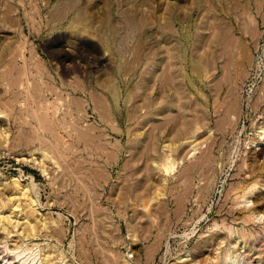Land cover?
<instances>
[{
    "label": "rangeland",
    "instance_id": "rangeland-1",
    "mask_svg": "<svg viewBox=\"0 0 264 264\" xmlns=\"http://www.w3.org/2000/svg\"><path fill=\"white\" fill-rule=\"evenodd\" d=\"M1 210L13 264H264V0H0Z\"/></svg>",
    "mask_w": 264,
    "mask_h": 264
},
{
    "label": "bare ground",
    "instance_id": "bare-ground-1",
    "mask_svg": "<svg viewBox=\"0 0 264 264\" xmlns=\"http://www.w3.org/2000/svg\"><path fill=\"white\" fill-rule=\"evenodd\" d=\"M16 198V197H15ZM13 197L12 207L15 205L16 199ZM17 203V202H16ZM17 205H15L16 207ZM13 207V209H15ZM19 208V206H17ZM12 209V208H11ZM16 210V209H15ZM10 211V210H9ZM14 211V210H13ZM12 212V210H11ZM15 212V211H14ZM19 212V211H18ZM23 212V211H21ZM20 212V213H21ZM16 213V212H15ZM18 214V213H17ZM23 214V213H22ZM16 215V214H15ZM14 216V215H13ZM18 216V215H17ZM16 217V216H15ZM20 217V216H19ZM16 219V218H15ZM18 219V218H17ZM20 221V220H16ZM12 220L11 215L7 213V215L2 214V210L0 211V231H4L3 233L6 234V236L13 237L17 241L21 237V230L19 228H22L17 226L18 222ZM25 222V221H23ZM20 224V223H19ZM18 227V228H17ZM17 238V239H16ZM10 250V249H9ZM0 264H13L11 261L8 260L7 257H0Z\"/></svg>",
    "mask_w": 264,
    "mask_h": 264
}]
</instances>
